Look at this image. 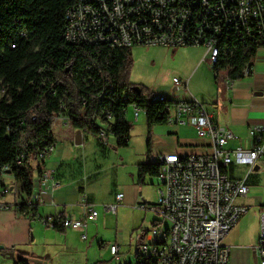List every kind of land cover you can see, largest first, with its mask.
I'll use <instances>...</instances> for the list:
<instances>
[{
    "label": "built area",
    "instance_id": "built-area-1",
    "mask_svg": "<svg viewBox=\"0 0 264 264\" xmlns=\"http://www.w3.org/2000/svg\"><path fill=\"white\" fill-rule=\"evenodd\" d=\"M245 1H252V10H245ZM65 29L69 31V43L171 49L200 46L204 50L202 60L210 66L212 58H219L220 63L227 56V44L222 47L224 37H233L247 49L264 47V0H83L80 9L70 5ZM251 59L252 56L242 68L243 76L251 73ZM221 69L227 67H220L214 73L216 78ZM188 79L172 78L174 91L184 92L186 99L175 100L165 93H153L150 99L170 100L167 123L192 125L198 136L211 140V150L149 156L147 160H154L159 166L152 184L154 201L141 200L137 207L152 211L158 219L151 228L137 233L134 261L128 264H227L230 248L223 239L248 210L246 205L236 202L247 195V184L229 178L223 170L239 164L251 170L257 159L264 157V126L252 128L251 148L228 149L227 143L234 133L212 121L204 103L189 92ZM224 82H228V75ZM130 105L134 108L133 119H137L141 109L135 103ZM57 123L68 126L69 117L64 110L54 117L52 137L39 148L37 157L32 158L29 150L22 149L15 159L23 168H34L32 183H37V191L27 194L19 184L17 188L9 183L0 184V197L15 192L12 204L0 201V211L13 209L48 228L78 230L81 239L86 240L88 223L94 222L99 213L86 200L82 201L81 218L39 211L45 202L53 205L46 198L60 186L53 170L44 167L46 158L59 143L53 129ZM111 134L101 130L98 138L107 145ZM2 171L10 174L9 167ZM123 196V192H117L114 202L102 205L103 213L115 215ZM22 207L24 211H20ZM100 245L113 258H120L118 241ZM253 250L256 263L264 264V209L259 212V233Z\"/></svg>",
    "mask_w": 264,
    "mask_h": 264
},
{
    "label": "trees",
    "instance_id": "trees-1",
    "mask_svg": "<svg viewBox=\"0 0 264 264\" xmlns=\"http://www.w3.org/2000/svg\"><path fill=\"white\" fill-rule=\"evenodd\" d=\"M75 3L0 0V184H4L2 169L9 167L11 177L27 194L33 190L34 168H23L15 159L22 149L37 157L39 148L52 137L53 120L61 110L73 129L94 136L107 130L121 147L128 145L132 127L125 113L135 103L145 115L147 131L145 161L137 165V183L143 184L146 175L155 177L159 170L147 160L152 128L167 123L171 101H154L150 99L153 92L128 81L131 48L66 41L65 15ZM224 38L227 56L220 63L218 58L212 71L227 67L228 78H241L255 49L244 48L233 37ZM13 264L28 262L18 259Z\"/></svg>",
    "mask_w": 264,
    "mask_h": 264
},
{
    "label": "crops",
    "instance_id": "crops-1",
    "mask_svg": "<svg viewBox=\"0 0 264 264\" xmlns=\"http://www.w3.org/2000/svg\"><path fill=\"white\" fill-rule=\"evenodd\" d=\"M183 48L185 47H179L178 50L175 48L172 52L173 54H183ZM203 53V48L195 53L197 62L186 69V72L190 73L188 77L189 92L204 103L212 121L232 130L234 138L228 141V149L238 146L251 148L252 128L264 126V47L255 50L251 59L250 74L237 79L228 78L227 83L224 81L221 83V80L215 77L211 67L202 60ZM193 78L196 83L193 84L191 90L189 82ZM161 93H165L175 100L187 98V95L181 91L175 95L168 90H163ZM65 128L68 127L65 126ZM152 132L151 155L159 153L187 155L208 153L211 150V140L206 136H198L195 128L190 124H158L153 126ZM60 146L59 143L44 162L45 168L53 170L60 186L51 197L46 198L53 205L45 202L39 211L41 214L55 211L64 212L73 218H81L83 216L82 201L86 200L90 205L94 204L89 197L88 182L87 184L79 182L85 177L88 179L90 174H97V171H84L87 165L77 157L66 159ZM115 152L118 155L122 153L120 148H117ZM144 161L145 153L130 168L129 176L119 180L117 192L124 194L117 207V211L119 210L121 213L130 207H135L141 200L147 201L143 195L145 183H137V165ZM62 167L74 170L81 176L67 181L62 176L63 172L62 174L60 172ZM7 175H4L2 182L17 188L18 182L10 176L5 177ZM226 175L229 178L244 180L248 186L247 195L236 201L238 204L246 205L248 210L223 239V243L230 248L227 264H257L254 262L253 246L259 233V212L264 209V157L258 158L251 170L242 164L229 165ZM146 180L145 177L144 182ZM63 181L65 185H63ZM150 184L152 185L153 181ZM117 192L107 198L105 203L114 202V195ZM14 197L15 192H11L1 196L0 201L12 204ZM250 209L254 213L251 217L247 215ZM97 219L88 223L87 239L88 231L95 227ZM249 225L253 227L250 228ZM80 239L78 230L48 228L36 220L18 214L13 209L0 211V246H2L0 264H13L18 259H24L28 264H59L58 258L64 259L63 262L66 264H72L76 258L75 254L79 253L80 246L87 240ZM90 243H88L89 246ZM62 255L66 257L63 258ZM83 257L85 259L79 260V264H89L87 253ZM120 259L121 257L118 260Z\"/></svg>",
    "mask_w": 264,
    "mask_h": 264
},
{
    "label": "rangeland",
    "instance_id": "rangeland-1",
    "mask_svg": "<svg viewBox=\"0 0 264 264\" xmlns=\"http://www.w3.org/2000/svg\"><path fill=\"white\" fill-rule=\"evenodd\" d=\"M178 48L176 49L178 50ZM202 48L200 46H186L182 49L183 54H173V49L171 48L134 46L131 48L132 62L127 72V79L133 85L143 88L144 92L161 93L163 90H168L175 95L177 92L174 91L172 77H177L181 81L187 79L190 73L186 72V69L194 62H197L195 53L202 50ZM217 78L221 80V83L226 80L227 70H219ZM195 83L196 80L194 78L190 79L189 88L191 90ZM133 112V106L129 105L125 118L132 125L130 139L127 146L121 147H117L113 135L108 137V144L103 146L102 143V145L100 144L98 136L90 133L86 134L82 131V143L75 146L73 141L75 129L71 127V124L68 123V128L62 127L58 123L54 125V133L66 159L77 157L83 160L84 164L86 163L87 167H85L86 170L84 171H97V174H90L88 179L85 177L79 182H84L85 184L88 182L89 197L98 210L99 217L95 227L88 231V239L85 242L83 241L84 243L80 246L79 253L75 254L76 258L72 264H79V260L85 259L83 257L85 253H87L89 264H124L125 261L133 262L137 233L151 228L152 223L158 219L155 213L143 210L137 205L124 210L123 213L118 210L115 215L112 213L103 214L102 210V205L106 204L105 200L118 191L119 180L129 176L130 168L146 152L147 131L145 115L143 111H139L138 118L133 119ZM98 123L101 124L100 121ZM117 148H120L122 152L120 155L115 152ZM150 161L154 162V160ZM60 172L61 174L63 172L62 176L67 181H72L76 177L81 176L66 167H62ZM9 176L11 177L10 174L5 177ZM146 178L143 195L147 201L152 202L154 201L155 190L154 185H151L150 182H155V177L146 175ZM63 185H65L64 181ZM252 214L254 215L253 210L250 209L247 215L251 217ZM249 226L250 228L253 227L252 225ZM101 238L102 240H100ZM114 241H118L120 245V260L113 258L106 247L100 246L101 242L106 244ZM89 242H91L90 246L88 245ZM62 257L65 258L66 256L62 255ZM58 261L59 264H66L63 262L64 259L58 258Z\"/></svg>",
    "mask_w": 264,
    "mask_h": 264
},
{
    "label": "bare ground",
    "instance_id": "bare-ground-1",
    "mask_svg": "<svg viewBox=\"0 0 264 264\" xmlns=\"http://www.w3.org/2000/svg\"><path fill=\"white\" fill-rule=\"evenodd\" d=\"M81 6H83V0H76V3L72 6V9H80ZM245 10H252V1H245ZM65 17H66L67 24H68V21L70 18V8L66 11ZM65 39L67 42H69L68 29L65 30ZM217 61H218V58H212L210 60V67H212L215 63H217ZM32 191H37V183H33Z\"/></svg>",
    "mask_w": 264,
    "mask_h": 264
},
{
    "label": "water",
    "instance_id": "water-1",
    "mask_svg": "<svg viewBox=\"0 0 264 264\" xmlns=\"http://www.w3.org/2000/svg\"><path fill=\"white\" fill-rule=\"evenodd\" d=\"M81 130L77 129L75 131V134L73 136V141L75 145H80L81 144ZM2 248V246H0V249ZM11 256V255H10ZM254 262L256 263V259H254Z\"/></svg>",
    "mask_w": 264,
    "mask_h": 264
}]
</instances>
